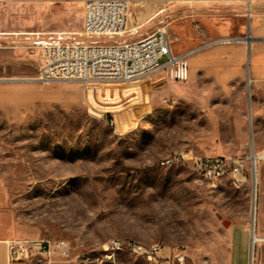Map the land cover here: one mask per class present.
<instances>
[{
	"label": "rangeland",
	"instance_id": "374dc122",
	"mask_svg": "<svg viewBox=\"0 0 264 264\" xmlns=\"http://www.w3.org/2000/svg\"><path fill=\"white\" fill-rule=\"evenodd\" d=\"M187 12H168L158 24L168 26L182 54L191 49L190 41L179 43ZM82 26L80 4L1 3L0 84L35 83L42 39L61 33L93 42L79 36ZM197 57L189 59L192 68ZM85 86L94 99L83 106L39 104L15 119L0 113V188L20 238L65 241L70 249L67 257L54 249L51 258L33 252L14 264H150L127 246L133 242L161 245L165 255L184 250L185 261L175 264H227L231 221L246 224L251 236L255 228L261 241L252 242L251 264H261L258 252L264 264V118H256L250 78L233 94L204 79L176 83L165 73ZM241 96L239 111H228ZM237 122L244 123V143L234 137ZM181 154H254L253 161L261 155L255 222L254 175L242 189L229 177L198 183L193 162ZM110 241L125 245L106 252ZM236 244L234 256L243 263Z\"/></svg>",
	"mask_w": 264,
	"mask_h": 264
},
{
	"label": "built area",
	"instance_id": "2783aa9c",
	"mask_svg": "<svg viewBox=\"0 0 264 264\" xmlns=\"http://www.w3.org/2000/svg\"><path fill=\"white\" fill-rule=\"evenodd\" d=\"M8 2V0H0ZM207 4L220 2L243 3L250 17L253 0H204ZM84 17L80 37L93 42L75 41L61 33L40 40L36 49L39 52L37 75L33 81L37 84L53 83H131L157 73H165L176 83L189 80V59L198 51L174 54L171 49V39L168 26L137 41L125 40L128 36L137 34L136 29H129L133 17V1L131 0H82ZM123 39L118 42H101L102 39ZM95 39V40H93ZM251 37H225L204 42L203 50L218 46L249 44ZM114 125V123H112ZM249 157H190L181 154L178 158L191 160L197 175L198 183H214L229 177L239 180L240 189L253 177L256 162ZM247 164L250 165L248 173ZM123 242L110 241L105 246L106 252H119ZM127 246L136 250L137 256L144 258L150 264L183 263L186 259L184 250H177L174 255H165V247L153 244L140 246L138 243H128ZM54 249L63 257L70 254L69 245L65 241L52 243L48 240H18L9 245V260L13 263L26 261L33 252L48 259L54 254ZM107 257V254H106ZM203 264H211L204 259Z\"/></svg>",
	"mask_w": 264,
	"mask_h": 264
},
{
	"label": "crops",
	"instance_id": "0c3cea01",
	"mask_svg": "<svg viewBox=\"0 0 264 264\" xmlns=\"http://www.w3.org/2000/svg\"><path fill=\"white\" fill-rule=\"evenodd\" d=\"M131 1H133V17L129 23V29H136L137 34L128 36L127 39L130 41H137L155 33L159 28L158 24L162 22V16L180 8H187L189 11L187 15L191 17L187 24H184L186 31L179 42L190 41L191 49L189 51L196 49L209 39L249 35L251 40L247 45L218 46L196 53L198 57L193 62V68L189 60V79L193 82H198L201 79L209 80L233 94V88L238 92L244 80L250 78L256 118H264V0H253L250 17L243 3L207 4L204 0ZM1 3L80 4L83 9L82 0H8V2ZM154 27L156 30H152ZM172 44V52L182 54L179 47ZM93 99L91 91L80 83L0 84V113L14 119L31 112L39 104L76 107L86 105ZM242 99L241 96L240 100L229 102L228 111H239ZM242 121L244 122L243 119ZM244 128V123L234 124V137L238 141L245 142L247 138ZM261 170L262 175L264 168ZM263 209L264 207L261 205V211ZM258 232L262 233L263 228H259ZM226 235L231 245L227 264H251V229L246 224H237L231 221ZM18 240L23 239L20 238L19 228L5 207L0 188V264H14L9 260V245ZM237 241H240L243 249L241 254L243 263H239L234 256ZM256 259V263L261 261L262 264V255L259 252Z\"/></svg>",
	"mask_w": 264,
	"mask_h": 264
},
{
	"label": "bare ground",
	"instance_id": "6f19581e",
	"mask_svg": "<svg viewBox=\"0 0 264 264\" xmlns=\"http://www.w3.org/2000/svg\"><path fill=\"white\" fill-rule=\"evenodd\" d=\"M262 158L263 157L261 155L255 154V156H254L253 159H254V162H256V164H257V162L259 160H261ZM234 182H235L236 187L237 188H240V182H239V180H234ZM253 187H254V193H255L254 202H253V208H252V217H253V223H254L255 222L254 218H256V213H257L256 196H257V187H258V175L256 173V170L254 172ZM254 229L255 228H252V234H253L252 235V242L255 244L258 241H261V239L257 237V235L255 234V230ZM138 245H140V244H138ZM140 246H144V245H140ZM132 251L137 254L136 250H132ZM107 257H108V255H107Z\"/></svg>",
	"mask_w": 264,
	"mask_h": 264
},
{
	"label": "water",
	"instance_id": "95a60500",
	"mask_svg": "<svg viewBox=\"0 0 264 264\" xmlns=\"http://www.w3.org/2000/svg\"><path fill=\"white\" fill-rule=\"evenodd\" d=\"M226 221H222V224L225 225Z\"/></svg>",
	"mask_w": 264,
	"mask_h": 264
}]
</instances>
